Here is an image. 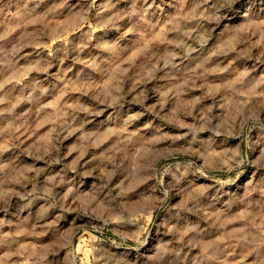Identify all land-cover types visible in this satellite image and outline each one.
I'll list each match as a JSON object with an SVG mask.
<instances>
[{"label":"clouds","instance_id":"clouds-1","mask_svg":"<svg viewBox=\"0 0 264 264\" xmlns=\"http://www.w3.org/2000/svg\"><path fill=\"white\" fill-rule=\"evenodd\" d=\"M0 264H264V0H0Z\"/></svg>","mask_w":264,"mask_h":264}]
</instances>
